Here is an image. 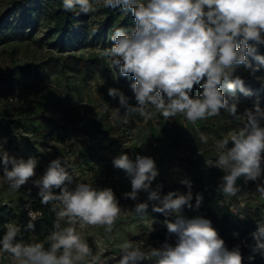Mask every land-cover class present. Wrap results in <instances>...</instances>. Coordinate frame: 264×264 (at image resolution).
<instances>
[{"label":"clouds","instance_id":"obj_1","mask_svg":"<svg viewBox=\"0 0 264 264\" xmlns=\"http://www.w3.org/2000/svg\"><path fill=\"white\" fill-rule=\"evenodd\" d=\"M104 7L131 13L135 27L129 32L118 28L111 36L112 45L101 52L107 57L109 68H119V76L131 75L130 85L137 104H129L128 97L117 88H109L108 95L119 98L125 115L139 113L150 119L154 113L147 106H153L167 120L177 113H183L189 122L219 115L221 109L247 124L238 132L229 134L232 147L221 151L215 166L226 172L219 186L226 196L235 195L240 189L237 180L256 181L264 175V108L259 98L252 109L237 114V103L229 105L225 91L236 96L252 93L244 80L235 75L240 66L250 71L264 87V77L256 76L259 65L253 66L248 57L264 64V56L258 53V46L264 45V0H103ZM65 11L78 8L77 15H87L97 9L90 0H63ZM251 42V43H250ZM114 71V78H116ZM195 86L201 92L192 96ZM120 109H114L118 116ZM127 122V121H125ZM202 142L207 137L201 133ZM228 139L217 142L218 149H224ZM2 180L17 190L32 180L39 191L42 204L59 201L56 228L48 238L50 247L43 243L17 242L20 228L8 223L6 232L0 238V252L10 253L14 264H107L100 255L92 254L87 241L74 225L106 226L111 232L114 223L124 211L111 188L96 189L89 183L73 182L60 158L49 162L43 175H36L37 160L16 158L9 155L0 145ZM113 167L123 170L130 178L131 191L124 193L126 199L136 200L141 191L148 192V199L158 201L152 210L165 217L175 215V221L165 219L169 235H175V245L167 241L160 248L142 251L133 242L121 244L119 258H107L114 264H141L155 257V264H242L240 246L229 250L209 219L203 217L185 218L181 215L184 206L193 207L191 182H180L188 187L186 193L169 192L163 197L150 190L152 182L159 175L156 162L150 156L137 155L135 160L122 152L112 160ZM53 189H59L55 194ZM264 194V184L257 185ZM203 197L197 193L195 207L199 208ZM147 203H138L137 214L147 215ZM29 216L35 218L33 213ZM67 220L69 226L59 228V221ZM243 219V217H241ZM27 228H34L32 223ZM238 235V233L233 234ZM253 253L264 257V224H258L251 233ZM90 258V260H89ZM254 256H249L253 260Z\"/></svg>","mask_w":264,"mask_h":264},{"label":"rangeland","instance_id":"obj_2","mask_svg":"<svg viewBox=\"0 0 264 264\" xmlns=\"http://www.w3.org/2000/svg\"><path fill=\"white\" fill-rule=\"evenodd\" d=\"M21 1L28 5V9H22ZM90 3L97 9L95 12L77 15L78 8L69 11V25L75 30V35L69 41V48L60 52L53 45V21L49 8H54L55 4L51 0H0V20L9 18L13 12L19 14L9 19L11 23H19L11 29L12 39L0 43V116L8 112L19 115L17 112L21 110L22 118L35 120L40 126L39 132L33 136L17 133V141L13 145H8L0 132V145L9 155L25 160L28 157L24 145L29 142L34 147L31 158L37 160V167L33 180L43 175L51 160L60 158L73 177V182L68 185L70 190L77 183H89L94 188H111L114 191L124 210L120 217L127 216L125 223L113 227L111 232L101 225H85L83 228L79 222L74 225L87 241L92 254L101 255L103 249L120 250L117 247L119 236L126 235L125 241L141 248L139 234L143 230H152L151 219L158 215L152 207L147 208V215L135 211L138 203L146 202L148 192L141 191L136 200L124 197V193L131 191V182L123 170L113 167L115 156L125 152L133 160L137 155L152 157L159 172L158 179L154 180L155 186L163 180L166 184L163 192H178L181 184L174 175L179 168L186 170L192 179L197 177L198 171L195 170L204 169L205 178L212 174L222 178L227 174L206 162L215 163L223 151L218 149L217 142L224 139L231 142L229 134L244 128L247 120L238 119L224 109L217 116L195 123L189 122L183 113L166 120L151 105L147 106L148 111L154 113L150 119L139 113L125 115L119 99L109 96L108 89L121 90L133 106L137 102L133 91L120 82L119 72L109 68L107 57L103 58L110 74L96 72L91 77H82L76 71L60 68V59L66 55L89 59L101 56V52L112 45L109 33L104 42L101 37L89 39L108 8L104 7L103 0H90ZM32 5L38 10H34ZM29 64L34 69L28 74L16 68ZM259 69L256 76L264 77V66ZM235 75L244 80L245 86L253 87L258 95L245 98L227 93L229 105L237 103V114L242 115L246 109H252L254 101L259 98L260 106L264 108L261 83L244 66L238 67ZM19 100H22L24 108L17 106ZM116 108L120 109L118 116L114 115ZM261 126L264 127V120ZM201 133L207 137L206 143L201 141ZM57 135L64 139L62 146L57 143ZM2 168L0 164V200L6 199L13 206L30 203L37 190L32 180L13 190L3 182ZM260 184H264V175L249 192L236 195L234 202L242 201L241 209L256 208L264 216V194L257 190ZM53 191L59 194L60 190ZM0 264H14L11 254L0 252Z\"/></svg>","mask_w":264,"mask_h":264},{"label":"trees","instance_id":"obj_3","mask_svg":"<svg viewBox=\"0 0 264 264\" xmlns=\"http://www.w3.org/2000/svg\"><path fill=\"white\" fill-rule=\"evenodd\" d=\"M51 2L55 4L54 8H49L53 21V26L51 28L52 33L54 34L53 45L56 46L60 52H63L69 48V41L75 35V30L69 25L70 13L69 11L64 10L63 0H51ZM20 4L22 9H28V5L23 1H21ZM32 7H34V10H38L35 5H32ZM18 15V13L13 12L10 16H8L9 18L0 20V43L12 39V30L15 29L19 23H11L9 22V19ZM19 22L21 23V21ZM134 27L135 21L130 12L126 13L121 11L120 8L113 9L108 7L105 11L104 19L98 25L97 29L89 36V39L96 40L101 37L104 42L107 33H109L111 38L113 33L118 28H123L130 32ZM80 42H83V39H80ZM258 53L264 56V47H262V45L258 46ZM248 59L253 66L259 65V68L264 66V64H259V62L254 60L251 56L248 57ZM59 64L60 68L67 69L69 71H76L81 74L82 77H91L96 72L101 74H110L109 69L105 66L104 58L100 55L93 56L89 59L66 55L60 59ZM16 68L24 74H28L34 69L31 64L17 66ZM115 71L118 73L119 68L117 67ZM118 77L120 82H122L128 90H132L130 85L134 83V78L131 75L127 77ZM245 87L251 91L252 95L246 97L237 91L236 97L251 98L258 95V92L253 87ZM200 92V87L195 86L192 96H196ZM227 93L228 92L225 91V98L228 101L229 98ZM117 99L119 98L117 97ZM130 101L132 102L133 99H130ZM17 106L24 108L23 103H19V101ZM17 113H19V115H12L11 112H8L5 116H0V132L8 145H13L17 141V133L33 136L38 133L40 129L37 121L21 117V113H23V111L19 110ZM108 134L109 132H106V135ZM56 139L59 146H62L64 143L62 136L57 135ZM28 143L24 145V149L26 150V157L31 158L34 147ZM230 147H232L231 142L228 143L227 147L224 148L223 151H227ZM200 175H197L191 183V192L193 194V200L191 203L193 204V207L189 208L184 206L181 215L188 219L195 217L209 219L212 222V226L218 231L219 236L225 241V245L229 250L237 245L240 246V251L243 256L242 264H264V257L257 253H253L250 247L255 243L251 237V233L257 229L258 224H264V216H262V213L256 208H240L236 214H231L228 205H226L223 201V193L217 190L208 180L210 175H208L207 178H203V174L201 176ZM256 182H258V180L246 182L243 177H240L237 180V185L240 190L236 194L239 195L241 193L249 192ZM181 190L182 193H186L189 189L186 186L182 187ZM38 191L39 189L37 188L32 201L29 203L31 209L34 212L39 213V217L33 222H28L25 219L24 212L20 208V204L13 206L6 199L0 200V238L3 237L7 230L5 226L8 223H13L20 228V232L16 238L17 242H23L26 244L43 243L45 249L50 247V241L48 238L52 232L58 230L56 228L58 221L56 211H59L62 206L58 201H52L49 204H42L41 197L37 195ZM197 193L201 194L203 197L199 208L195 207V196ZM53 205H56V211L52 210ZM241 217H243V219H241ZM172 221L174 222L175 219ZM29 223H32L34 228H27ZM67 226L69 225L66 219L59 221L60 229ZM234 233H238V235L234 236ZM165 241L172 245H175L176 241L175 235H169L166 227L161 230L141 233L138 238V242L140 244L155 243L158 245V248H160ZM249 256H254V259L250 261Z\"/></svg>","mask_w":264,"mask_h":264},{"label":"built area","instance_id":"obj_4","mask_svg":"<svg viewBox=\"0 0 264 264\" xmlns=\"http://www.w3.org/2000/svg\"><path fill=\"white\" fill-rule=\"evenodd\" d=\"M19 103H23L22 100H19ZM174 176H175V179H177L179 182L181 180H183V179H187V180H189L192 183V180H193L192 177L189 175V173L186 170L182 169V168H179L178 173L176 175H174ZM208 180L212 183V185L217 190L221 191V189L219 188V186H220V184L222 182V178L221 177H219L217 174H212V175L209 176ZM180 184H181L182 187H186V185L182 184L181 182H180ZM236 195L237 194L232 195V196H226L223 193V201H224V203L226 205H228L231 214H236L237 211L243 206L242 201H239V200H238V202H234L233 201V200H235L237 198ZM20 208L23 210L25 219L28 222H33L39 217V213L34 212L31 209V206H30L29 203L20 204ZM30 212L33 213V215L35 217L34 219L29 216ZM151 248H157L158 249V245L155 244V243H153V244L152 243H150V244H141V250L142 251L147 252ZM120 255H121V250H112L110 248H107V249H103L102 250V254L100 255V258H101V261H106L107 260V264H114V261L108 260L107 258L112 257V256H116L117 258H119ZM155 259L156 258L153 257L150 260L142 261L141 264L155 263Z\"/></svg>","mask_w":264,"mask_h":264},{"label":"crops","instance_id":"obj_5","mask_svg":"<svg viewBox=\"0 0 264 264\" xmlns=\"http://www.w3.org/2000/svg\"><path fill=\"white\" fill-rule=\"evenodd\" d=\"M204 170V169H203ZM203 170H195V171H198V173H197V175H202L203 173H205V170L203 171ZM202 172V173H201ZM200 175V176H201ZM158 177H159V175L157 176V178L156 179H158ZM202 177L203 178H205V176L204 175H202ZM155 179V180H156ZM163 178H162V176H161V180H162ZM154 182V181H153ZM153 182H152V184H151V186H150V189H152V190H155V191H157L159 194H160V196L161 197H163L164 195H167L168 193H166V192H163V191H166V188H165V186H166V184H165V182H163V180H162V182L159 184V186L157 185V186H155V182H154V184H153ZM157 184V183H156ZM162 187H164V188H162ZM96 188V187H95ZM179 189V191L178 192H180V193H182V190H181V186H179L178 187ZM96 189H100V188H96ZM141 195H142V193H141ZM138 197H139V195H138ZM146 198V202H144V203H147L148 204V207H153V205L154 204H158L159 202L157 201H153V200H149L148 199V195H147V197H145ZM151 209V208H150ZM158 215H155L154 217H153V219H151L152 220V230H143L141 233H144V232H148V231H154V230H161V229H163L164 227H166L165 226V224H164V221H165V219H168V220H170V221H172V220H174V219H176V217H175V215H169L168 217H165L163 214H161V213H157ZM140 233V234H141ZM139 234V235H140ZM126 236V235H125ZM125 236H119L120 238H119V243H117L118 244V246L117 247H119L121 244H123L124 242H125V239H126V237Z\"/></svg>","mask_w":264,"mask_h":264},{"label":"water","instance_id":"obj_6","mask_svg":"<svg viewBox=\"0 0 264 264\" xmlns=\"http://www.w3.org/2000/svg\"><path fill=\"white\" fill-rule=\"evenodd\" d=\"M127 221V216L125 217H120L113 225V227H116L117 225H119L120 223H125Z\"/></svg>","mask_w":264,"mask_h":264}]
</instances>
